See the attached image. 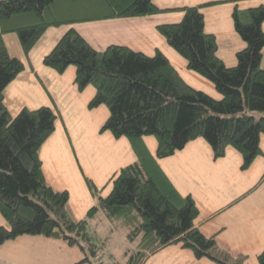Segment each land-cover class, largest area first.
I'll return each instance as SVG.
<instances>
[{
  "label": "trees",
  "instance_id": "1",
  "mask_svg": "<svg viewBox=\"0 0 264 264\" xmlns=\"http://www.w3.org/2000/svg\"><path fill=\"white\" fill-rule=\"evenodd\" d=\"M200 8L184 6L180 21L156 29L187 60L188 69L213 84L219 99L187 84L160 51L150 56L116 44L97 51L73 27L44 55L43 64L59 73L73 65L78 89L95 87L88 106L104 104L109 110L101 130L127 137L138 157L115 173L105 197L86 179L95 203L76 220L67 210V191L54 190L45 182L38 154L54 130L57 114L40 106L22 108L11 117L3 104V89L24 64L8 54L2 35L15 32L28 53L49 26L161 10L152 0H0V212L5 219L0 244L20 235H42L79 248L81 262L95 264L101 248L88 225L101 213L116 228L126 230L127 241L133 243L122 264H141L149 253L170 243H181L197 257L242 264L219 251L212 236L199 231L195 203L176 191L156 163V158L197 137L209 142L215 157L222 156L226 146L235 147L242 154V168L261 152L264 4L233 12L235 30L245 41L234 66L217 57L215 38L204 31ZM145 135L157 139L155 156L141 145ZM257 259L264 264V250Z\"/></svg>",
  "mask_w": 264,
  "mask_h": 264
},
{
  "label": "crops",
  "instance_id": "2",
  "mask_svg": "<svg viewBox=\"0 0 264 264\" xmlns=\"http://www.w3.org/2000/svg\"><path fill=\"white\" fill-rule=\"evenodd\" d=\"M161 11L142 16L76 21L46 28L28 53L15 32L2 35L10 56L24 64L3 89V104L11 117L22 108L50 107L56 114L54 130L39 148L45 182L54 190L68 193L67 210L72 218L85 217L95 203L86 179L105 197L112 189L111 178L120 168L137 161L131 141L101 130L109 110L104 104L88 106L95 95L91 84L78 89L75 67L59 73L43 64L42 59L60 37L73 27L97 51L116 44L147 55L160 51L181 78L195 89L219 99L213 84L188 69L187 60L172 48L156 26L180 21L184 6L200 5L204 31L216 41V55L226 65L234 66L236 53L245 41L234 26L233 12L264 4V0H152ZM264 31V20L261 23ZM141 145L155 156L157 139L145 135ZM260 154L242 168V154L226 146L215 157L209 143L197 137L181 149L156 163L172 186L182 196H189L197 207L195 226L205 236H212L222 253L242 264H259L257 255L264 250V134L259 138ZM105 220L101 213L90 220ZM5 219L0 212V225ZM79 248L42 235H20L0 244V264H91L81 262ZM141 264H221L208 257H197L181 243H170L149 253Z\"/></svg>",
  "mask_w": 264,
  "mask_h": 264
},
{
  "label": "rangeland",
  "instance_id": "3",
  "mask_svg": "<svg viewBox=\"0 0 264 264\" xmlns=\"http://www.w3.org/2000/svg\"><path fill=\"white\" fill-rule=\"evenodd\" d=\"M202 139L204 138L202 137ZM204 140L207 141L206 139ZM207 143L209 142L207 141ZM88 227L101 248L94 258L95 264H105L108 262L122 264L126 261L127 257L125 253L127 248L133 247V243H129L125 237L126 230L110 228L108 223L102 219L90 222Z\"/></svg>",
  "mask_w": 264,
  "mask_h": 264
}]
</instances>
